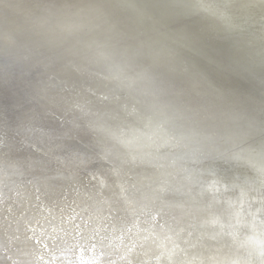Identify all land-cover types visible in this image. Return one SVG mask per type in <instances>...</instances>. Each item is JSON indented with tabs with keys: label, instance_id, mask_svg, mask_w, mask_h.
<instances>
[{
	"label": "bare ground",
	"instance_id": "1",
	"mask_svg": "<svg viewBox=\"0 0 264 264\" xmlns=\"http://www.w3.org/2000/svg\"><path fill=\"white\" fill-rule=\"evenodd\" d=\"M262 167L264 0H0V264H260Z\"/></svg>",
	"mask_w": 264,
	"mask_h": 264
},
{
	"label": "snow or ice",
	"instance_id": "2",
	"mask_svg": "<svg viewBox=\"0 0 264 264\" xmlns=\"http://www.w3.org/2000/svg\"><path fill=\"white\" fill-rule=\"evenodd\" d=\"M77 107L80 108L81 111L84 110L83 105H77ZM127 115L131 116L133 113L128 112ZM121 143L123 142L121 141ZM32 147L35 151L40 150L38 145H32ZM101 158L106 162H109L111 167L106 170H98L99 174H97V172H89L88 175L91 177V180L96 181L101 190L104 188L111 189L113 185H115L120 189L121 193L125 192L126 189L123 185L118 183V178L125 168H128L136 163L137 157L132 154L113 153L111 150H105ZM235 159H238V157ZM37 163L43 164L45 169L52 173L51 175H46L43 180L45 188L52 191H54L56 187L54 182L66 181L69 184L73 181L77 183L82 182L78 172L74 171L70 175L66 176L64 175L63 169H66L69 166H74L77 169L87 166V161L81 153H73L70 159L54 156L46 163L42 161H37ZM260 173L261 177L264 178V167L260 169ZM261 185L264 187V179H262ZM37 199H39V197H37ZM260 264H264V259L261 260Z\"/></svg>",
	"mask_w": 264,
	"mask_h": 264
}]
</instances>
